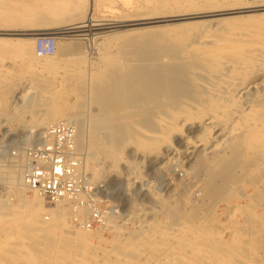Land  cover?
<instances>
[{
    "label": "rangeland",
    "instance_id": "rangeland-1",
    "mask_svg": "<svg viewBox=\"0 0 264 264\" xmlns=\"http://www.w3.org/2000/svg\"><path fill=\"white\" fill-rule=\"evenodd\" d=\"M57 1L59 2L55 4ZM256 1L259 4L264 3V0ZM40 2L44 3L47 11L35 14V20L46 18L49 21V28H57L67 23L77 22L88 13L97 20L120 21L134 19L147 12L154 13L155 10L167 15L179 14L180 11L181 13L201 12L208 6L224 5L232 0H212V2L211 0H84L81 3L75 0H0V38H4L0 39V96L6 98L5 101L0 102V217L2 218L0 219V239H4L5 236L8 239L3 254L0 251L3 255H0V264H79L81 261L80 264H94V262L104 264L105 261L107 264L118 263L129 256L135 258L136 253L133 252L136 250H132L128 245H133L137 238L142 237L141 235L158 226L165 232H174L180 222L195 225L203 231L206 229L205 232L210 238L206 241L205 247L212 255L210 257L212 261L209 260V263L219 257L225 259L227 256L233 262L232 264H264V164L251 167L253 161L250 162L255 155L259 157L264 155V149L260 148L255 152L243 154L244 164L240 163L243 164L240 166L241 169L238 167L234 171L235 174H231L229 177L231 181L227 180L224 187L221 186L222 181L219 178L211 182V179H207L202 172L195 174L189 172L188 165L189 160L193 161L195 158L199 162L210 163L217 149L227 145L230 134L224 125H222L224 129L220 126L218 133L212 134L207 140L202 141L203 143L200 141L204 136L202 126L189 122L183 125L182 134L181 132L171 134L167 141L159 145V150L156 152L144 154L128 147L124 160L130 164L120 163L118 170L113 172H106L108 163L103 154L91 156L89 150L91 136L89 123L91 115L95 112L90 102L91 91L89 90L92 88L94 82L92 80L95 79L99 68L100 54L108 46L109 43L106 44L108 42L106 40L112 33L145 25L198 23L194 31V39L198 42L205 39L203 32L205 34L207 30L217 31L227 20L238 22L247 16L262 15L264 9L257 7L258 9L254 11L208 13L199 17H182L149 25L107 28L100 30L103 31L102 33L89 34L90 36L87 34L79 36L81 38L76 37L77 39L72 36L53 34L57 39L56 46L77 42L81 44L85 61L78 69V66H74L72 55H58L55 53L56 49L51 56L37 57L34 53L35 41L44 34L22 35L34 28L35 21L29 13L33 11L32 6ZM110 49L111 52L116 51L115 47ZM66 57L68 61H62ZM49 59L57 65L56 71L42 68ZM48 79L53 82L50 84L52 85L50 91L30 99V93L36 91L35 86ZM79 80L85 84L83 85L85 88L80 89L79 92L83 109L81 108V115L71 117H74L77 122L80 117L83 118V120L80 118L78 122L83 128L82 133L84 132L83 141L80 142L83 145H79L78 151L82 157V165L84 161L87 165L82 172L86 175L91 187L95 185L98 187L102 180H109L114 184L107 196L91 194L95 193V190L88 193L90 198L97 199V207L106 218L102 224L91 227L77 225L72 221L74 216L72 210L65 208L66 211H62L65 213H61L62 216L64 215L65 225L57 227L49 221L50 215L47 212L43 214L44 216L35 215L31 205L36 200L35 193L25 186L19 174L24 178V162L28 155L26 148L29 141L33 137L38 139L39 135L52 125L48 122L52 116H56L60 105H73L79 102L76 93L69 90L67 86L72 84L77 87ZM253 86L245 96L241 97L240 106L246 107L253 100L255 105L261 104L259 107L264 108V74L255 80ZM21 94L24 95L22 101L19 100L22 98ZM144 113L146 111L141 113V118L139 117L138 120L140 119L139 124L142 129H147L149 123L141 121ZM64 116L69 115H62L61 118L63 117L64 120L60 121H71ZM188 139H190V145ZM233 155L227 159V163L236 158L237 155ZM248 162L250 163L247 164ZM92 170L98 173L95 179L92 176ZM209 181L215 191L211 190L214 192L213 195L206 193ZM220 188L221 191H219ZM39 202L43 209L56 208L45 203L43 199ZM9 218L21 221H13V223ZM42 218L41 225L39 222ZM25 220L33 223L29 222L22 227ZM108 220L115 224L117 229L108 227ZM19 228L25 229L19 230ZM154 229L153 232H155ZM76 230L83 231L80 232L81 235L83 234L82 237H78L80 233L78 234ZM19 234L23 238H19ZM163 237L164 235H158V240L151 242L150 245H156ZM170 238L168 243H172ZM197 238L202 239L199 236ZM190 240L195 241V239ZM27 252H30L32 260L30 258L25 260L24 255ZM170 254L172 255L169 253L162 256L158 263L155 261L156 264L167 263ZM107 259L111 262L108 263Z\"/></svg>",
    "mask_w": 264,
    "mask_h": 264
},
{
    "label": "bare ground",
    "instance_id": "bare-ground-1",
    "mask_svg": "<svg viewBox=\"0 0 264 264\" xmlns=\"http://www.w3.org/2000/svg\"><path fill=\"white\" fill-rule=\"evenodd\" d=\"M75 1L81 3L84 0ZM208 7L201 12L188 13L185 11V13H181L180 11L179 14L174 15L162 14V12L155 10L154 13L147 12L137 18L120 21L97 20L88 13L77 22L67 23L57 28H49V21L46 18L35 20V14L47 11L44 3L40 2L33 5V11L29 13L32 20L35 21L34 28L24 34H20H55L76 38L87 34L90 36L89 34L102 33L103 31L100 30L107 28L114 29L121 26L149 25L173 21L182 17H199L208 13L218 12L223 14L232 13L233 11H254L258 8L264 9V3L259 4L256 0H232V2L224 5ZM52 13L54 14V12ZM235 21L237 20H227L225 24L223 23V26L221 24V28L218 27L220 29L217 31L211 32L207 30L205 34L203 32L205 39L198 42L194 39V31L197 29L198 23L145 25L115 32L108 37L106 44H109L100 54L99 68L96 77L94 76L95 79L92 80L94 81L92 88L89 90L91 91L89 93V95L91 94L90 102L95 112L91 115L89 123V133L91 136L89 135L90 139L88 137L90 155L93 156L100 153L106 157V162L108 163L106 165V172L117 171L120 163L130 164L124 160L125 151L128 147H132L144 154L156 152L159 150V145L162 142L167 141L168 137L173 133L180 134L184 129H182L183 125L189 122L198 123L199 126H202V134L204 136L201 139L198 136L201 142L207 140L214 133L216 135L220 126H226L225 129L230 134V141L226 146H221L217 149L214 159L210 163H202L195 158L193 161L190 159V163L188 164L190 168L189 172L194 174L202 172L203 175H206L207 179H211V182L219 178L222 181V187L227 184V180H229L231 174H235L234 171L244 164L243 154L255 152L260 148L264 149L263 106L260 108L261 104L257 103V106L253 100L246 107L240 106L241 97L245 96L254 87L253 83L255 80L259 79L261 74H264V14L247 16L238 22ZM111 47L116 48L115 53L111 52ZM82 52L81 44L77 42L56 46L55 53L65 56L72 55L71 57L74 58L73 61L75 62L74 66H78L79 69L85 61ZM51 59L46 60V64L42 66L44 70H57V65ZM65 60H67V57L64 60L62 59V61ZM44 81L46 82L35 86L36 91H32L29 95L30 97L28 96L30 99L35 98V96H42L50 91V87L52 86L50 84L53 83L52 80L48 79ZM78 84L77 87L72 84L67 86L69 90L71 89V91L73 90L76 93L79 102L73 105H60L56 116H52L48 123L54 124L60 122V120H64L63 117L61 118L64 114L69 115L68 117L64 116L65 119L69 118L68 120L71 119L74 122L76 119L71 116L77 117L81 115L82 101L79 92L80 89L85 88L83 86L85 84L80 80ZM4 94L6 93L4 92ZM20 96L22 98H19V100L22 101L24 95L21 94ZM5 99V97L0 96V102L5 101ZM123 109H125L124 112ZM144 111L146 113L142 115L141 121L149 123L147 129H142L139 124L140 119L138 120ZM80 118L79 120H83V118ZM78 122L77 120L75 122L78 129L76 138L77 147L81 145L82 135L84 136V132L82 133L83 128L80 127ZM190 139H188L189 145ZM185 140L187 139L185 138ZM197 141L199 142V140ZM180 145L182 147V144ZM233 154L237 155L236 158L227 163V159L231 155L234 156ZM241 154L242 157L239 158ZM186 159L188 158L186 157ZM252 161L251 167L264 164V155L260 157L255 155L250 162ZM241 162L243 164H240ZM85 168H87V165L84 161L83 169L85 170ZM92 174L94 179L98 177L96 170H92ZM19 177L20 180L23 179L22 181L26 186L25 179L20 174ZM218 181L220 182V180ZM211 182L207 185L206 189V193L209 195H213L215 192ZM219 191H221V188ZM33 193H35L34 197L36 200H32L33 203L31 205L35 215L41 216L47 212L50 215L49 221L56 224L57 227L65 225L64 215H61V213H65L62 212L66 211L65 208L43 209L39 202L42 197L36 192ZM0 219L2 218L0 217ZM9 219L12 222H19L20 220L15 218ZM29 222L32 221L25 220L23 222L24 225L22 224L23 226H21L24 227ZM39 223L42 225L43 218ZM107 225L108 227L117 229V226L112 224L110 220H108ZM188 225L186 222H180L177 225L179 228L176 226L177 228L174 229V232H165L161 228H158L159 226L155 229L153 228L155 232L152 229L150 232L148 231V233L141 235L142 237L137 238L133 245H128L132 250H136L133 252L136 253L135 258L134 256L132 258L129 256L121 259L118 263L113 262L112 264H156L162 256L169 253H172V255H169L170 257H168L167 263L165 262L166 264L233 263L227 256L225 259L219 257L217 260L215 259V261L209 263L212 255L207 250V247H205L206 241L210 238L207 232H205L206 229L203 231V229L201 230L195 227V225ZM38 226L40 227V225ZM76 231L78 234L83 232L82 230ZM81 233L78 237H82L83 234L81 235ZM158 235H164V237L156 245H150L151 242L158 240ZM197 236L202 237V239H198ZM21 237L19 234V238ZM168 238H170L173 244L168 243ZM190 239H195V241L192 242ZM7 241V236L4 239H0V251L2 254ZM2 254L0 255L3 256ZM24 256L25 260H29L31 254L27 252ZM30 260L32 259L30 258ZM107 260L109 261V259ZM105 262L104 264H107Z\"/></svg>",
    "mask_w": 264,
    "mask_h": 264
},
{
    "label": "built area",
    "instance_id": "built-area-1",
    "mask_svg": "<svg viewBox=\"0 0 264 264\" xmlns=\"http://www.w3.org/2000/svg\"><path fill=\"white\" fill-rule=\"evenodd\" d=\"M57 39L44 35L35 41L34 52L43 57L55 52ZM77 125L72 121H60L50 125L45 132L29 141L24 162V179L27 188L42 197L45 203L71 209L72 221L82 227L100 225L106 219L97 207L98 201L88 196H107L113 182L102 180L89 186L82 172V157L77 147ZM109 191V192H108Z\"/></svg>",
    "mask_w": 264,
    "mask_h": 264
}]
</instances>
